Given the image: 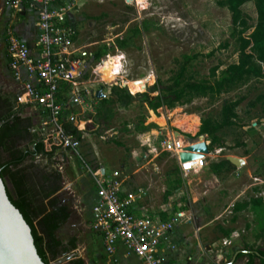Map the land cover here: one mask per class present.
<instances>
[{"label": "rangeland", "instance_id": "374dc122", "mask_svg": "<svg viewBox=\"0 0 264 264\" xmlns=\"http://www.w3.org/2000/svg\"><path fill=\"white\" fill-rule=\"evenodd\" d=\"M74 1L76 6L68 11L65 19L67 25L75 29L78 43L92 52L107 45L110 51L106 54L118 55L104 61L98 68L103 79L109 83L96 82L94 76L86 85L92 89V104L97 112L100 103L96 94L100 89H103L104 97H110L112 85L125 86L127 83L136 92L144 89L147 81L143 92H149L151 97H155L159 91H153L151 87L159 80L172 82L183 65L187 67L185 81L214 84L228 65L239 60L238 39L234 35L231 12L227 7L220 6L218 0H62L59 6H69ZM4 4L6 2L0 0V92L19 93V86L8 71L5 56L8 37L11 33H16L27 41L34 42L37 37V17L29 12L16 16L8 8L3 12ZM244 10L251 16V23L256 24L258 12L255 2L245 4ZM126 37L131 40L128 47L122 49L117 39ZM187 56L191 58L187 60ZM214 69L215 76L212 74ZM149 80L153 82L150 83ZM261 94H264V77H252L227 86L221 93H188L182 103H177L175 107L165 105L155 110L157 116L166 117L163 125L154 121L149 106L138 98L127 107L115 106L116 115L108 129L105 126L97 128L96 124L89 125L91 134L84 139L82 150L85 152L90 148L93 153L96 151L93 164H105L108 173L112 168L125 163L129 172H137L135 175L132 173L135 185L152 182L154 200L159 202L163 200L167 186L172 187L167 181L173 177L170 173L175 161L168 152H162L163 141L178 138L180 135L177 132L181 134L182 140L187 136L197 140L203 118L211 116L218 119L224 101L244 97L238 107V123L216 132L226 145L222 155L241 157L245 159L244 164L229 173L218 175L217 178L221 180L219 183L215 178L217 174L212 172L210 165L197 173H191L189 179H183L189 194L191 189L211 190L213 200L216 201L222 195L231 197L232 193L238 194L246 190L245 199H248L250 195L264 190V183L255 180L258 178L264 181V101L257 100ZM183 113L194 116L198 124L194 130L185 131L175 122L177 115ZM24 115L32 117L41 133L45 131V122L43 124L40 118L39 109L33 108ZM89 116L92 115L89 113ZM251 124L257 126L256 131L250 132ZM141 125L147 126V130H156V146L160 151L156 158L148 153V148L142 146L136 136L141 131ZM96 129H99L100 134L95 133ZM207 139L211 143L209 135ZM117 141L124 145H119ZM238 141L244 143L238 145ZM134 153H140L143 160L136 161ZM218 157L214 159H219ZM57 159L62 160V167H59ZM57 159L54 165L61 171L62 186L56 196L70 211V217L63 224L60 236L67 237V241L76 239L77 247L72 250L76 253L75 257L84 253L90 263L97 264L103 255V241L91 227L92 207L96 198L93 179L75 157L67 160L58 154ZM37 160L43 165L46 163L43 159L36 158L35 161ZM208 162L211 163V159ZM212 178L214 181L210 182ZM180 195L179 193L175 197L180 199ZM241 216L242 223L237 226L241 229L235 232L230 241L224 238L227 242L224 256L229 260L239 247L264 244V233L261 237L258 236L259 228L264 227V205L250 204ZM224 218L229 219L228 212ZM243 228L246 232H243ZM215 233L216 237L217 231ZM134 256L132 253L128 255ZM53 260L55 259L51 261ZM112 261L116 262V259ZM243 261L244 259L240 260Z\"/></svg>", "mask_w": 264, "mask_h": 264}, {"label": "built area", "instance_id": "2783aa9c", "mask_svg": "<svg viewBox=\"0 0 264 264\" xmlns=\"http://www.w3.org/2000/svg\"><path fill=\"white\" fill-rule=\"evenodd\" d=\"M60 1L6 0V8L13 15L29 12L37 17V37L32 44L16 33L8 37L9 67L19 86L18 102L39 109L44 116L42 122L46 129L41 137L45 150L54 153V162L58 154L67 160L75 157L92 177L97 200L92 207L91 227L102 235L107 253L115 255L121 244L126 248V255L134 254L139 264H172L167 249L175 248L171 244L173 232L178 224L193 219V213L180 202L155 203L151 200L152 182L130 188L135 172H129L126 164L112 168L108 173L105 164H93L86 154L89 149L83 152L82 143L91 134L89 125L94 124L97 114L92 104V89L86 85L94 76L96 82L109 83L98 68L118 55L106 54L95 60L94 52L78 43L75 29L66 23L65 16L76 6L75 1L69 6H59ZM68 123L76 127L81 137L68 130ZM136 136L140 141V135ZM207 143L210 146L208 139ZM188 144L182 138L174 137L162 143V152H168L178 161L183 178L209 165L208 159L228 156L222 155L225 147H217L202 157L182 161L181 153ZM148 152L156 154L155 158L160 154L157 146ZM136 156V161H141L140 153ZM61 161L57 159L59 167H62ZM255 180L264 183L262 179ZM236 195L246 197V190ZM252 195L264 200L263 189Z\"/></svg>", "mask_w": 264, "mask_h": 264}, {"label": "trees", "instance_id": "16d2710c", "mask_svg": "<svg viewBox=\"0 0 264 264\" xmlns=\"http://www.w3.org/2000/svg\"><path fill=\"white\" fill-rule=\"evenodd\" d=\"M249 2H255L256 5L258 12L256 24L251 23V16L244 10L245 4ZM218 4L227 7L231 12L234 35L238 39V62L228 65L214 84L185 81L187 67L183 65L181 71L172 82L165 83V81L159 80L151 87L153 91H159V94L155 97H151L149 92H143L146 89L147 81L145 82V88L136 92L132 91L131 86L125 83L130 87L131 92L137 93V95L130 93L127 86L112 85L110 86V97H103L98 101L100 105L94 117V124L100 125L98 128L105 126L108 129L116 115L115 106L127 107L138 98L150 107L152 115L163 117L164 115L157 116L154 110L165 105L175 107L177 103H182L188 93L197 92L207 95L210 92L221 93L227 86L239 84L252 77L263 78L264 0H218ZM117 40L119 46L122 49H126L131 39L126 37L118 38ZM109 51L107 45L102 49L98 48L94 51L95 60H100ZM5 56L8 71L12 77L7 48ZM190 58V56H187V60ZM212 74L215 76L216 69L212 71ZM149 81L150 83L153 82V80ZM18 95V92L13 91L9 94L0 92V123L5 121L0 125V147L3 150V153H0L1 175L7 183L8 194L12 202L20 209L32 228L39 254L45 262L49 263L52 259L58 258L63 252L76 249L77 244L75 238L67 241V237L60 236L63 224L70 217L68 206L63 204L59 197L56 196L62 186V174L59 168L54 165V153L45 150L39 129L32 131L37 123L32 117L24 115L33 108L29 105L20 104ZM243 100L244 97L224 101L218 119L211 116L202 119L198 134L205 133L209 135L211 139L210 150L217 147H226L222 139L216 135V132L238 123L240 118L238 107ZM257 100L264 101V94L259 95ZM40 118L43 120L44 116L41 114ZM256 127L251 124L250 132L256 131ZM67 128L76 136L81 137V134L78 133L72 123H68ZM139 128L144 131L148 127L141 125ZM96 132L100 134L99 129ZM19 135H24L33 144L36 143L34 149H30L29 144L25 147H17L15 137ZM39 138L41 139L40 141H38ZM117 143L124 145L120 141H117ZM243 143V141H238L237 144ZM86 154L92 162L95 161L92 149L89 148ZM36 158L39 160L43 159L46 163L43 165L40 161H35ZM209 165L212 172L217 175L229 173L236 168L225 156L218 160H212ZM170 175H173V177L167 182L172 187L167 186L166 197L174 192L175 189L182 188L184 185L182 172L175 161L173 162ZM250 204L261 206L264 205V200L262 197H254L250 202L238 204L236 208H246ZM165 217L167 216L165 215ZM224 231L227 235H231L233 232L232 229H224ZM263 233L264 227L262 229ZM259 252L264 255L263 250H259ZM83 263L84 259L81 257H75L70 261V264Z\"/></svg>", "mask_w": 264, "mask_h": 264}, {"label": "crops", "instance_id": "0c3cea01", "mask_svg": "<svg viewBox=\"0 0 264 264\" xmlns=\"http://www.w3.org/2000/svg\"><path fill=\"white\" fill-rule=\"evenodd\" d=\"M30 43L32 44L33 42ZM149 111H150V107H149ZM157 118H164L166 120L165 116L157 117ZM154 121L157 120L155 119ZM160 124L163 125V123ZM139 132L140 133L138 134L140 135V141L148 148V150L150 148L156 147L157 145L156 142L158 138V135H156L155 133L156 130H144ZM180 136L178 138H181ZM183 140L185 142H188L185 138H183ZM134 154L135 156L139 155V153H134ZM155 155L156 154H153L152 156L155 157ZM137 160H140V158H137ZM141 160H143V157H141ZM174 160L178 164V161L176 159ZM214 160H218V159H214ZM136 173H134L133 175H135ZM133 175H132V180L129 183L130 188L137 187V185H135L134 183L135 181L133 180ZM217 177L218 175L215 176L217 182L218 183L219 181L221 182V180H219V178ZM187 179H189V177ZM200 181L203 180L201 179ZM209 181L213 182L214 179L212 178ZM150 182L151 181H149L148 184ZM188 183L190 184V182ZM93 184L95 187L94 181ZM153 190L151 192V200L155 201L156 203L158 201L154 200L155 197L153 196ZM166 191L167 188L165 190V194ZM210 192L211 190L201 191V190L191 189L189 194V191L187 190V185L186 183H184L182 188L175 189V191L172 192L168 197L164 195V198H162L163 200L159 201V202L172 201L173 203L176 204L180 202L183 204V206L185 205V208L187 210H191L193 213V219L178 224L176 226V230L173 232L171 238V244H174L175 248L167 249V255L169 257L170 263L172 264H264V255H262L259 252V250L264 251V244L257 246L245 245L242 248L239 247L235 249L232 258L230 260L226 259V257L224 256L226 254L224 251L227 244L226 239L224 238L226 237L230 241V239L234 236L235 232L241 229L238 228L237 226L238 224L242 223L243 217L241 215L245 208L237 209L236 207L238 204H244L246 202H250L252 198H254V195H251L248 199H245L246 197L239 198L238 195L232 193L231 197H226L225 195H222L220 199L214 201L213 200L214 196H212ZM94 193L96 197L94 201L95 203L97 200L96 188L94 189ZM179 193L181 194L180 199H177L175 195L177 196V194ZM227 212L229 219L225 220L224 216H226ZM245 228H243V232H246ZM224 229H232L233 232L231 235H227ZM262 229L263 227L259 228L260 234L258 233V236L260 237L262 236ZM215 231H217L216 237H215L216 234ZM100 236L102 237V235ZM102 241H103L102 244L103 255H106V257H103V255H101L99 259L100 261L97 264H105L103 258H105L108 264H139V259L136 256L128 257V255H126V248L121 244L118 246L115 255L113 256L108 255L105 250V243L103 238ZM250 244H253V242H250ZM80 257H83L85 263L87 262V264L88 263L92 264L90 263L91 262L90 259H88L84 253H80ZM113 259H116V262H113L112 261ZM241 259H244V261L240 262Z\"/></svg>", "mask_w": 264, "mask_h": 264}, {"label": "water", "instance_id": "95a60500", "mask_svg": "<svg viewBox=\"0 0 264 264\" xmlns=\"http://www.w3.org/2000/svg\"><path fill=\"white\" fill-rule=\"evenodd\" d=\"M105 96L103 89L97 91V98ZM5 121L0 123L3 124ZM180 135L179 132H177ZM189 144L181 153L182 161L202 157L209 153L207 134H200L198 139L186 137ZM227 158L236 166H242L245 159L228 155ZM0 167V264H64L75 258L74 251L61 254L57 259L45 262L38 252L30 224L20 209L12 202L7 183L1 175Z\"/></svg>", "mask_w": 264, "mask_h": 264}, {"label": "bare ground", "instance_id": "6f19581e", "mask_svg": "<svg viewBox=\"0 0 264 264\" xmlns=\"http://www.w3.org/2000/svg\"><path fill=\"white\" fill-rule=\"evenodd\" d=\"M154 119H156L157 121L161 123H165L164 118L154 117ZM175 120H176L175 122L177 123V125L185 131H192L198 125L192 114H186V113L179 114L177 115Z\"/></svg>", "mask_w": 264, "mask_h": 264}, {"label": "flooded vegetation", "instance_id": "af4514ba", "mask_svg": "<svg viewBox=\"0 0 264 264\" xmlns=\"http://www.w3.org/2000/svg\"><path fill=\"white\" fill-rule=\"evenodd\" d=\"M5 2H6V0H4ZM4 8L2 9V11L4 12V11H6L7 9H6V5L4 4V6H3ZM5 9V10H4ZM7 94H9L10 93V91H7L6 92ZM38 130V128L35 126L33 129H32V131H37ZM39 134L41 135V132H40V130H39ZM15 139H16V143H17V147H25L26 145H28L29 144V147H30V149H34V146H35V144L36 143H31V140L30 139H28L27 137H24V135H19V136H17V137H15ZM41 139L39 138V140L38 141H40ZM0 153L2 154L3 153V150H2V147H0ZM72 251V250H71ZM68 252V251H67ZM67 252H63V253H67ZM62 253V254H63ZM72 260V259H71ZM71 260H69L68 262H66V263H64V264H70V261Z\"/></svg>", "mask_w": 264, "mask_h": 264}]
</instances>
